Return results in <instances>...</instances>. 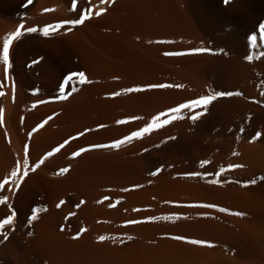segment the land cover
<instances>
[{
  "label": "bare ground",
  "instance_id": "6f19581e",
  "mask_svg": "<svg viewBox=\"0 0 264 264\" xmlns=\"http://www.w3.org/2000/svg\"><path fill=\"white\" fill-rule=\"evenodd\" d=\"M72 2L0 0V81L6 93L0 98V179L17 161L23 163L26 144L34 165L69 137L107 126L72 141L36 172L29 169L18 190L0 193L17 213L0 235V264H264V135L252 142L264 134V35L259 31L264 0H90L91 20L44 36V26L76 18ZM76 3L87 7L89 0ZM101 9L104 14L95 16ZM20 24L38 31L22 29L24 35L10 46L12 67L5 73L4 38ZM201 47L212 51L163 54ZM80 71L93 83L79 84L76 78L66 83L69 74ZM160 83L183 87L123 91ZM114 92L121 95L111 96ZM216 92L242 95L217 99L196 121L191 116L202 108L183 110L176 114L181 119L119 149L71 156ZM64 94L69 98L59 99ZM50 116L44 128L32 132ZM129 117L141 119L116 123ZM204 160L210 163L202 165ZM233 164L243 167L219 173ZM64 167L69 173L57 175ZM135 185L142 187L122 191ZM105 196L110 199L97 203ZM117 200L121 203L109 207ZM208 203L218 207L187 206ZM237 211L245 215L231 214ZM10 214L0 206V219ZM161 216L173 218L125 223ZM101 235L108 238L101 242Z\"/></svg>",
  "mask_w": 264,
  "mask_h": 264
},
{
  "label": "snow or ice",
  "instance_id": "6c2138e0",
  "mask_svg": "<svg viewBox=\"0 0 264 264\" xmlns=\"http://www.w3.org/2000/svg\"><path fill=\"white\" fill-rule=\"evenodd\" d=\"M109 0H101V3H108ZM230 2V0H224L225 4H228ZM33 0H28V4H32ZM111 3H115V0H111ZM71 10L76 12V18L74 19H70V20H64V21H60L57 22L55 24H49L46 25L42 28V33L44 36H49L50 35V30H52L53 32L61 30V29H66L67 31H71V27L72 25H83L86 21H89L93 18V6L90 3L89 0V4L87 7H80L78 8L76 0H73L72 5H71ZM43 11L45 13L52 11V9L50 8H45L43 9ZM106 11V9H101L100 11H96L94 13L95 16H101L104 14V12ZM22 29H24L25 31H27L28 33H35L38 31L37 27H27L25 29V25L24 24H20L17 29L13 32H11L10 34H8L5 38H4V42H3V49H2V58L5 64V73H7L8 69L12 67V64L10 63L9 60V50H10V46L13 44V41L18 40L20 37H22L24 35V31H22ZM259 31L262 35H264V24L260 25ZM251 41L253 42V44H255V42L257 41V36L256 35H252L250 37ZM162 43H171V42H162ZM211 49L208 48H194V49H190L188 51H175V52H165L163 53L165 56H186V55H194V54H202V53H209L211 52ZM246 59L248 61H252L253 60V56L252 55H248L246 57ZM74 78L78 79L79 84H91L93 83V81H91L90 79H88L87 75L85 72L80 71V72H72L71 74H69L66 78V83L71 82ZM5 86V81H0V98L5 97L6 93L3 91V88ZM179 88V87H183L182 85H173V84H167V83H160V84H151V85H147L146 88H141V87H133V88H127L124 89V92L127 93H135V92H142L148 89H165V88ZM79 89H73V91H78ZM113 97L119 96L121 95V92H114L110 94ZM232 95H242V93H232V92H216L214 94H209V95H202L199 96L198 98L195 99H191L188 100L184 103H181L175 107L169 108L164 112H160L158 114H156L155 116H153L150 120L149 123L145 124L143 127L139 128L136 131L131 132L129 135L124 136L121 139H117L111 143H106V144H93V145H89V146H85V147H81L79 149H77L76 151L71 153L72 158H77V157H81L84 153H87L89 151L92 150H96V149H119L121 147V145L126 144L130 141H134L138 138H143L146 135H150L152 134L155 130H160V129H164L166 126L171 125L174 121L181 119L182 117H179L178 113H181L183 110H195L198 108H202L203 111H196L195 115L191 116V120L192 121H196L198 120L200 117H202L205 112L208 109V106L211 105L214 101H216L217 99L221 98V97H225V96H232ZM14 98V97H13ZM69 98V96L67 94L61 95L59 97V99L61 100H67ZM39 103L43 104L46 103V101H40ZM33 108L36 107L35 104H33L32 106ZM56 115V114H54ZM54 117L50 116L48 118H46L44 121H42L37 129H33L32 132H36L38 131V129H42L45 127L46 124H48V122L50 120H52ZM4 119V114H3V110L0 109V123L3 122ZM141 119L140 117H129L126 119H121L118 120L116 123L119 125H125L131 122H134L136 120ZM107 127L106 125H98L96 129H85L82 132H79L78 134L69 137L67 140H65L63 143L59 144L57 147H55L52 151L47 152L46 156L42 157L38 162H36L34 165H29V161H28V145H25V159L23 161V163H21L20 161H17L15 168L10 172L9 175L5 176L3 179H0V193H2L3 191H13V190H18L21 187L22 182L25 180V178H27L30 174V171L32 173L36 172L37 169H39L42 165L45 164L46 159L52 157L54 154L56 153H60L62 149L66 148V146H68L72 141H76L79 138L87 135L88 133L94 131V130H99V129H103ZM261 133H257L253 139L252 142H255V140L260 139L262 137ZM171 139H175V137H168L166 138V140H171ZM146 151V150H145ZM236 153H234L235 155ZM210 161L208 160H204L201 162L202 165H207L209 164ZM243 167V165H239V164H233V165H229L227 169L225 168H221L219 169V173H223L225 171L228 170H232V169H236V168H241ZM30 169V171H29ZM70 168L69 167H64L58 170L57 175H63L66 173H69ZM160 171H163V169H159L156 172L151 173V175H158ZM185 175H190V176H198L200 175V173H186ZM211 183H218V181L216 180H212ZM250 183H256L255 180L250 181ZM142 187L141 185H135L133 186L132 189L129 188H124L122 189V191L128 192L131 190H135ZM110 198L105 196L103 198V200L97 201V203H103V201L105 200H109ZM83 203V202H82ZM121 201L117 200L114 204H109V207H116L118 204H120ZM167 203V202H166ZM63 204V202H61L60 204H57V207H61ZM0 206H5L7 207L11 214L7 215L6 217H4L3 219H0V235L3 234V230L5 229V226H12L14 224V220L16 218V211L14 208H12V205L9 203V197L7 195H3L0 194ZM188 207H202V208H207V209H213V208H217L218 206L215 204H192V205H187ZM133 211L139 212L141 211V209H133ZM219 212L221 213H228L230 212L229 209L227 208H223V207H219ZM232 215L235 216H244L245 213L243 212H231ZM37 215H33L31 217V219L33 221H35L37 219ZM173 216H161V217H147L144 220H129L126 221L125 223L127 225H134V224H140L143 222H152V221H156V220H170L172 219ZM179 218V217H177ZM84 232L87 231V229H83ZM74 239H79L80 235L78 234L77 236L73 237ZM108 237L101 235L98 237L99 241H104L106 240ZM176 240H183L185 239L184 237L181 236H176L173 237ZM8 239L7 235H3V240L6 241ZM129 240L132 239V237H128ZM190 243L194 244V245H202V246H208V247H214L215 245L212 244L209 241H204V240H190Z\"/></svg>",
  "mask_w": 264,
  "mask_h": 264
}]
</instances>
